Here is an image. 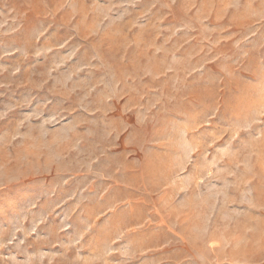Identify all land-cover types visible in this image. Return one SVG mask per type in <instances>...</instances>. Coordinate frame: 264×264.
<instances>
[{
    "label": "rangeland",
    "instance_id": "obj_1",
    "mask_svg": "<svg viewBox=\"0 0 264 264\" xmlns=\"http://www.w3.org/2000/svg\"><path fill=\"white\" fill-rule=\"evenodd\" d=\"M0 264H264V0H0Z\"/></svg>",
    "mask_w": 264,
    "mask_h": 264
}]
</instances>
